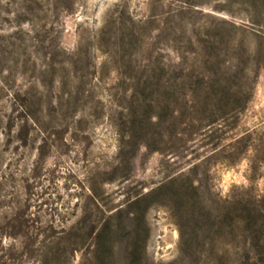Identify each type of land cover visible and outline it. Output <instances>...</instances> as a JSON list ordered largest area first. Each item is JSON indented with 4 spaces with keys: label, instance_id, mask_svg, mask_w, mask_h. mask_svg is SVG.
Wrapping results in <instances>:
<instances>
[{
    "label": "rangeland",
    "instance_id": "obj_1",
    "mask_svg": "<svg viewBox=\"0 0 264 264\" xmlns=\"http://www.w3.org/2000/svg\"><path fill=\"white\" fill-rule=\"evenodd\" d=\"M209 59L228 82L255 80L245 112L228 106L212 127L217 107L177 90L179 61ZM263 122L264 0H0V225L28 208L104 226L71 264H209L199 199L249 186V158L264 154L225 164L220 148ZM195 156L209 171L197 174L200 196ZM242 245L220 241L227 264Z\"/></svg>",
    "mask_w": 264,
    "mask_h": 264
},
{
    "label": "trees",
    "instance_id": "obj_2",
    "mask_svg": "<svg viewBox=\"0 0 264 264\" xmlns=\"http://www.w3.org/2000/svg\"><path fill=\"white\" fill-rule=\"evenodd\" d=\"M208 63L213 67H208ZM246 71L245 69L244 73ZM177 75L182 84H178L177 90L183 88L191 93L203 94L209 100L206 103L212 102L217 107V112L208 121V126L211 127L222 125L224 116L230 111H235L239 117L248 108L254 95L255 80L250 83L247 80L228 82L223 76L221 65L213 59L202 64L179 61ZM23 100L20 106L25 109L28 99ZM228 106H231L230 111H227ZM237 126L226 129L223 138L227 139V134ZM234 140V143L221 145L220 149L225 152V164H234L249 152L264 154V122L241 130L236 133ZM249 161L252 172L249 186L233 190L224 198L218 196L216 199H199L208 213L205 231L208 234L207 242L210 243L207 255L209 264H227V254L218 245L220 241L229 238L241 239L243 243L234 264H264V187L260 190L256 186L259 179L264 178L260 171L264 165V156L249 158ZM206 163L205 158L195 156L189 169L194 174L190 176V186L199 196L202 187L197 174L205 167V174L208 176ZM183 175L181 173L172 177L170 182H178ZM161 187L162 185L149 193ZM176 190L178 197L184 199L183 184H177ZM106 211L109 213L105 225H108L110 219L121 213L122 209L116 207ZM98 228L96 224L85 228L78 223L66 227L63 221L56 222L53 218L43 221L28 208L14 211L8 221L0 225V264H71L84 244L103 234L104 226ZM6 238L9 239L8 242ZM200 260L201 258H197L195 264H200Z\"/></svg>",
    "mask_w": 264,
    "mask_h": 264
}]
</instances>
